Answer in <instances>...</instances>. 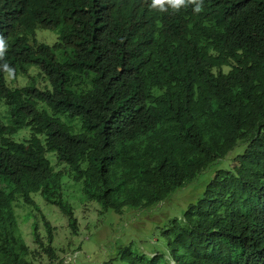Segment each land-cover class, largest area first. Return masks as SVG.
I'll use <instances>...</instances> for the list:
<instances>
[{"label":"trees","instance_id":"1","mask_svg":"<svg viewBox=\"0 0 264 264\" xmlns=\"http://www.w3.org/2000/svg\"><path fill=\"white\" fill-rule=\"evenodd\" d=\"M121 1L119 17L112 0H0L15 67L10 83L0 70V108L8 103L13 128L28 132L14 139L0 112V264L58 258L45 214L35 215L33 242L25 239L21 198L37 210L41 200L58 206L76 235L81 204L101 214L158 206L221 159L227 166L194 209L158 225L163 251L128 242L119 257L264 264V0H217L202 15ZM22 7V25L8 23L9 10ZM216 7L229 20L195 47ZM39 27L57 31L39 30L40 39Z\"/></svg>","mask_w":264,"mask_h":264},{"label":"rangeland","instance_id":"2","mask_svg":"<svg viewBox=\"0 0 264 264\" xmlns=\"http://www.w3.org/2000/svg\"><path fill=\"white\" fill-rule=\"evenodd\" d=\"M26 133L28 132L20 133L19 137ZM227 163V160H218L188 185L173 193L169 200L151 208L127 210L124 213L110 209L101 214L94 204H81L76 210L80 223V231L76 235H73L66 215L58 206L41 200L40 208L37 210L21 198L16 204L20 227L28 242H33L31 232L32 224L37 219L35 215L42 218V214H45L56 227L54 246L59 253L58 258L53 261L46 259L43 263L38 261L37 264H126L119 257V250L128 242L132 243L135 251L151 250L152 253L155 252L152 249L163 251V248L167 247V242L159 235L158 225H163L164 220L172 215L193 210L194 205L190 204L198 195V199L201 197L216 168L225 167ZM234 164L233 161L232 165ZM70 193L66 187V196ZM72 201L76 203L77 199L73 198ZM30 209H33L34 215L26 219Z\"/></svg>","mask_w":264,"mask_h":264},{"label":"clouds","instance_id":"3","mask_svg":"<svg viewBox=\"0 0 264 264\" xmlns=\"http://www.w3.org/2000/svg\"><path fill=\"white\" fill-rule=\"evenodd\" d=\"M92 0H90L91 2ZM115 5V11L120 17V11L122 9V1L121 0H112ZM132 5H142V6H150L152 9H155L161 13H169L171 15L175 13H179L180 11H189L193 13H202L205 12L212 3L213 6H218L217 0H128ZM243 4H249L250 0H239ZM247 7L241 8V14L245 11ZM226 13H230L231 16L236 15V12H233L231 9H225ZM202 15V14H200ZM24 18L23 7L20 10H12L10 9L7 13L6 20L8 23L13 25H22ZM229 19L222 18L220 14V10L216 7L212 11H209L207 15H203L202 26L200 28V33H194V45L195 47H199L203 45L207 39V34L210 29H212L218 23L223 21H227ZM39 30H43L44 32L51 31L52 34L54 31H57L55 28L50 27H39L36 30L37 36L41 39V34ZM6 36L5 31L0 27V70L2 74L6 78V82L10 83L13 81L15 76V67L12 63V60L8 57V49L9 43L8 38L5 39ZM58 37V36H57ZM57 40V38H56ZM79 87H87L86 82H78ZM2 102V101H1ZM0 112H2L1 120L10 128V130H18L14 135V139H20L18 136L20 133L27 131L25 128H13L15 123L17 122L14 117L13 108L7 103H2ZM27 134V133H26ZM25 135V134H24ZM22 138V137H21ZM55 164V162H53ZM200 194V193H199ZM199 197V195H198ZM197 197V199H198Z\"/></svg>","mask_w":264,"mask_h":264}]
</instances>
